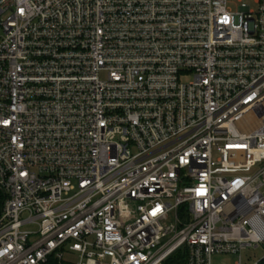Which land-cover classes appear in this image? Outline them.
I'll list each match as a JSON object with an SVG mask.
<instances>
[{
  "label": "built area",
  "instance_id": "obj_1",
  "mask_svg": "<svg viewBox=\"0 0 264 264\" xmlns=\"http://www.w3.org/2000/svg\"><path fill=\"white\" fill-rule=\"evenodd\" d=\"M230 2L1 1L0 264H264V0Z\"/></svg>",
  "mask_w": 264,
  "mask_h": 264
},
{
  "label": "rangeland",
  "instance_id": "obj_2",
  "mask_svg": "<svg viewBox=\"0 0 264 264\" xmlns=\"http://www.w3.org/2000/svg\"><path fill=\"white\" fill-rule=\"evenodd\" d=\"M246 4L250 5L252 9L257 8L256 0H243ZM238 0H231L229 7L231 9H237L238 8ZM101 77H104V74H101ZM190 77H185L184 80H189ZM264 256V247L260 246L257 248H247L243 251L242 257L244 260L248 261H258ZM236 260L235 255H216L213 258V264H233Z\"/></svg>",
  "mask_w": 264,
  "mask_h": 264
},
{
  "label": "trees",
  "instance_id": "obj_3",
  "mask_svg": "<svg viewBox=\"0 0 264 264\" xmlns=\"http://www.w3.org/2000/svg\"><path fill=\"white\" fill-rule=\"evenodd\" d=\"M175 264H185L184 260L175 262Z\"/></svg>",
  "mask_w": 264,
  "mask_h": 264
},
{
  "label": "water",
  "instance_id": "obj_4",
  "mask_svg": "<svg viewBox=\"0 0 264 264\" xmlns=\"http://www.w3.org/2000/svg\"><path fill=\"white\" fill-rule=\"evenodd\" d=\"M2 0H0V3H1Z\"/></svg>",
  "mask_w": 264,
  "mask_h": 264
}]
</instances>
